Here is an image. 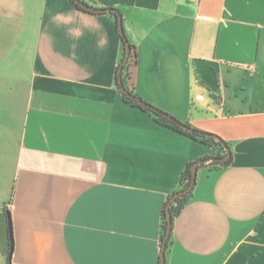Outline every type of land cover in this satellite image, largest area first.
<instances>
[{
    "label": "crops",
    "instance_id": "0c3cea01",
    "mask_svg": "<svg viewBox=\"0 0 264 264\" xmlns=\"http://www.w3.org/2000/svg\"><path fill=\"white\" fill-rule=\"evenodd\" d=\"M90 1L123 15L131 88L232 145L198 168L169 264H264V0ZM121 46L70 0H0V264H160L167 198L217 152L124 100Z\"/></svg>",
    "mask_w": 264,
    "mask_h": 264
},
{
    "label": "trees",
    "instance_id": "16d2710c",
    "mask_svg": "<svg viewBox=\"0 0 264 264\" xmlns=\"http://www.w3.org/2000/svg\"><path fill=\"white\" fill-rule=\"evenodd\" d=\"M70 1L76 6L77 9L84 11L86 13H91V12H88L85 9H83L74 0H70ZM80 1L84 2L87 5L92 6L94 8L104 10L105 12L102 13L103 15H109V16L114 17L116 20V23H117L118 30H119L118 15L119 14L122 15L120 10H118L116 8H98L90 0H80ZM91 14H95V13H91ZM122 18H123V15H122ZM123 21H124V18H123ZM119 34L121 37L122 46H121V58H120V62L118 64V67L116 69V74H115V83H116L118 90L121 92L124 100L127 103H130L133 106H137V107L141 108L143 111L147 112L159 124L167 126V127L174 129L180 133H183V134L189 136L190 138H192L194 140H197V141L202 142L204 144H208L217 152V156H215V157H204V158H200L199 160H197L195 162L189 163L180 176L179 188L167 198V201H166L164 208L162 210V226H161V233H160V260H159V263L163 264L162 256L164 254L165 264H169L170 252H171V248L173 246L174 222H175L176 218L182 213V211L184 210L186 205L190 202L192 194H193L194 189H195L196 184H197V176H196L194 184H193V172H192L193 167L199 162H202V164H200L198 168L207 166L210 170H219V169L229 167L233 161L232 145L230 142L222 139L220 136H218L216 134L199 130V129L195 128L194 126L190 125L189 123H185L190 128L194 129L196 132H199V134L188 132V131L180 128L178 125H176L175 123L170 121L168 118L163 117V116H161V115H159L153 111V109H158V110L166 113L168 116H170L176 120H179V119L175 118L174 116L170 115L169 113H167V112L159 109L158 107L146 102L135 92V90L133 88H131L129 81L131 78V69H132L133 65L136 63L137 51H136V46L133 45L130 41H129V43L131 46V56H130L128 62L123 67L122 80H123L125 88L128 91H130L132 94H134L136 97H138L141 100L148 103L150 108L142 107L137 102H135L134 100L128 98L121 91L120 85H119L120 68H121V66L125 60L126 52H127L124 36L121 34L120 31H119ZM179 121H181V120H179ZM192 184H193V188L191 191H189L187 194H185L183 196H180L176 200L172 201V198L176 194H178L179 192H182L184 190H187ZM169 212L172 215V219H173L171 225L168 222V213ZM7 223H8V232H9L10 242H11V254H12V252L14 250V227H13V220H12L11 212L8 209H7ZM168 233H169V237L167 238ZM10 263H11V261H10Z\"/></svg>",
    "mask_w": 264,
    "mask_h": 264
},
{
    "label": "water",
    "instance_id": "95a60500",
    "mask_svg": "<svg viewBox=\"0 0 264 264\" xmlns=\"http://www.w3.org/2000/svg\"><path fill=\"white\" fill-rule=\"evenodd\" d=\"M77 4H79L83 9H85L86 11L88 12H91V13H95V14H102L104 13L105 11L102 10V9H97V8H94L90 5H87L85 4L84 2L80 1V0H74ZM118 20H119V31L121 32V34L124 36V40H125V43H126V57H125V60L120 68V79H119V85H120V89L121 91L130 99L134 100L135 102H137L140 106L142 107H145V108H150L149 104L146 103L145 101L141 100L140 98L136 97L134 94H132L130 91H128L125 86H124V83H123V80H122V70H123V67L124 65L128 62L130 56H131V46H130V43H129V39L125 33V27H124V21H123V18H122V15L119 14L118 15ZM153 111L163 117H166L168 118L170 121H172L173 123H175L176 125H178L180 128L188 131V132H191V133H198L199 132H196L194 129L190 128L187 124L179 121V120H176L170 116H168L166 113L158 110V109H153ZM227 158V157H226ZM225 158V159H226ZM202 164V162H199L197 163L193 169H192V172H193V184H194V181H195V178L197 176V173H198V167L199 165ZM193 184L187 189V190H184L182 192H179L178 194H176L173 198H172V201L176 200L177 198H179L180 196H183L185 194H187L189 191L192 190L193 188ZM172 215L170 214V212L168 213V222L169 224L171 225L172 224ZM169 237V233L167 235V238ZM162 262L163 264H165V257H164V254L162 256Z\"/></svg>",
    "mask_w": 264,
    "mask_h": 264
},
{
    "label": "built area",
    "instance_id": "2783aa9c",
    "mask_svg": "<svg viewBox=\"0 0 264 264\" xmlns=\"http://www.w3.org/2000/svg\"><path fill=\"white\" fill-rule=\"evenodd\" d=\"M192 1H200V0H192ZM199 19H203V18L202 17H199ZM196 99L199 102H203L205 100V97L202 94H200V95L197 96Z\"/></svg>",
    "mask_w": 264,
    "mask_h": 264
},
{
    "label": "rangeland",
    "instance_id": "374dc122",
    "mask_svg": "<svg viewBox=\"0 0 264 264\" xmlns=\"http://www.w3.org/2000/svg\"><path fill=\"white\" fill-rule=\"evenodd\" d=\"M22 99H23V95H22ZM22 99H21V100H22ZM18 107H20V105H19V104H18ZM17 111H18V110H17Z\"/></svg>",
    "mask_w": 264,
    "mask_h": 264
}]
</instances>
